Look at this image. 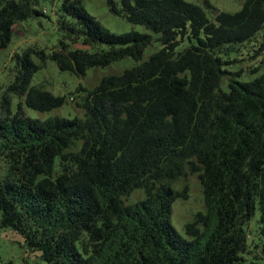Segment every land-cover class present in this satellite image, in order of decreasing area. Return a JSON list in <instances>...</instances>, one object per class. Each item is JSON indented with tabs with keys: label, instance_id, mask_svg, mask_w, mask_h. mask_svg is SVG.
<instances>
[{
	"label": "trees",
	"instance_id": "1",
	"mask_svg": "<svg viewBox=\"0 0 264 264\" xmlns=\"http://www.w3.org/2000/svg\"><path fill=\"white\" fill-rule=\"evenodd\" d=\"M82 1L64 0L58 49L15 55L0 100L8 173L0 180V228L47 264H245L257 210L249 264H264V71L239 82L225 59L262 30L264 0H244L213 19L183 0H120L119 7L109 0L115 15L152 35L104 32ZM35 2L0 0V50L17 24L41 16ZM154 34L165 42L143 59ZM185 39L190 45L178 50ZM124 59L135 65L84 90L76 103L83 117L25 116L24 108L48 113L67 104L31 85L48 61L82 78ZM187 171L199 178L205 212L184 225L183 237L171 215L187 198L186 188H173ZM135 191L142 198L126 204Z\"/></svg>",
	"mask_w": 264,
	"mask_h": 264
},
{
	"label": "rangeland",
	"instance_id": "2",
	"mask_svg": "<svg viewBox=\"0 0 264 264\" xmlns=\"http://www.w3.org/2000/svg\"><path fill=\"white\" fill-rule=\"evenodd\" d=\"M35 7L40 11L41 16L28 19L14 28L13 37L6 49L0 50V100L6 87L12 82L15 68V55L20 54L25 48L32 47L37 50H44L46 53L58 49V42L62 39V32L58 27V15L64 0H34ZM119 7L120 0H112ZM203 8L207 17L213 19L217 12L233 14L241 9L244 0H183ZM210 5L205 8L204 3ZM109 0H83V11L107 33L113 35H126L131 32L140 34H151L143 27L131 25L123 17L115 15L110 9ZM152 35V34H151ZM154 42L143 53V59L158 50L165 42L164 36L154 34ZM190 45L188 39L180 42L178 50L187 48ZM105 49V47H101ZM95 49H88L93 52ZM234 61L227 67L231 73H239L236 77L239 82L253 80L264 71V26L262 30L251 40L244 44L234 46L233 53L225 58ZM135 62L131 59H124L105 68H94L87 70L84 77H77L68 72H61L57 66L48 61L43 69L39 70L31 81L32 86L40 87L52 93L54 96H66L67 104L54 109L48 113H38L24 108L25 116L34 120L46 118L73 119L83 117L81 110L76 108V103L81 101L85 94L84 90L95 87L102 79L120 74L126 69L132 68ZM252 72V73H251ZM254 72V74H253ZM256 72V73H255ZM82 89V90H79ZM226 83L222 90H226ZM19 99L12 97L11 111L15 112ZM4 161L0 160V180L8 177ZM173 188L182 191L185 188L186 199H178L172 206L171 224L173 228L185 237L183 227L186 223L194 220L197 213H204L202 187L197 174L187 171L185 177L177 180ZM142 198L140 191L133 192L126 204L135 202ZM259 212L256 210L253 218L247 225L248 255L245 256V264H249L250 258L256 252L257 229ZM13 264H47L39 258V254L28 251L23 239L10 230L0 228V264L7 262Z\"/></svg>",
	"mask_w": 264,
	"mask_h": 264
}]
</instances>
